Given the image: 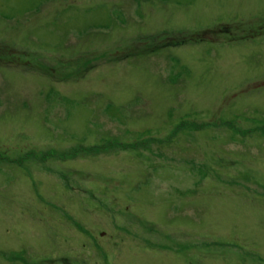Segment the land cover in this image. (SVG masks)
Listing matches in <instances>:
<instances>
[{
    "label": "rangeland",
    "instance_id": "1",
    "mask_svg": "<svg viewBox=\"0 0 264 264\" xmlns=\"http://www.w3.org/2000/svg\"><path fill=\"white\" fill-rule=\"evenodd\" d=\"M261 21L0 0V264H264V43L195 37Z\"/></svg>",
    "mask_w": 264,
    "mask_h": 264
},
{
    "label": "flooded vegetation",
    "instance_id": "2",
    "mask_svg": "<svg viewBox=\"0 0 264 264\" xmlns=\"http://www.w3.org/2000/svg\"><path fill=\"white\" fill-rule=\"evenodd\" d=\"M204 30L205 31H203V34L199 33V35L195 36L198 40L201 39L202 41H204L205 39H207L205 40L207 42L219 43L223 40L220 37V35L223 34L226 37L225 43H227L229 46L233 40H248L249 42L258 41L259 43H264V21L255 24L247 23L246 26L242 24L231 25L224 23ZM239 121H243L245 124L249 123L245 119H239Z\"/></svg>",
    "mask_w": 264,
    "mask_h": 264
}]
</instances>
